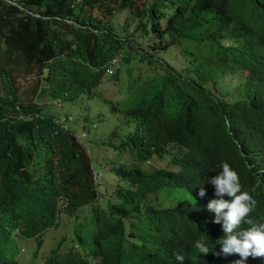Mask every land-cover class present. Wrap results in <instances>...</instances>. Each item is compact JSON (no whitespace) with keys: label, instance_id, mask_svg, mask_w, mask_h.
Masks as SVG:
<instances>
[{"label":"trees","instance_id":"trees-1","mask_svg":"<svg viewBox=\"0 0 264 264\" xmlns=\"http://www.w3.org/2000/svg\"><path fill=\"white\" fill-rule=\"evenodd\" d=\"M256 2L0 0V232L4 231V243L12 234L9 228L20 225L22 234L37 237L52 226L57 206L69 210L59 203L62 198L78 207L96 200L99 180L74 130L80 117L88 122L89 116L85 112L75 116L69 108L61 119L64 125L56 120L62 115L60 107L83 93L91 94L104 74H128L131 81L135 74H145L152 78L139 81L140 91L124 112L134 123L126 141L141 146L148 138L162 137L164 152L177 169L115 166V172L129 184L117 186V200L106 207L96 204L95 210L104 224L119 223L120 246H95L91 253L97 258L95 264H165L159 260L156 243L141 239L132 225L127 230L120 217L139 204L145 187L180 186L205 167L204 162H189L192 145L203 133L187 108L191 90L159 54L175 42L185 49L181 40L186 38L207 49L199 56L219 58L232 71L243 73L241 94L232 101L238 104L233 114L235 140L227 161L243 160L240 173L256 182L264 171V83H259L264 59L247 42V21ZM124 11L128 22L117 26L114 18ZM132 28H139V33ZM20 70L30 71L38 83L36 95L46 94L44 101L22 100L17 87ZM47 101L58 107L47 108ZM109 101L118 108L116 100ZM96 156L101 158L99 153ZM256 189L264 195L262 183ZM257 205L264 211V198ZM156 214L154 208L144 212L146 218ZM1 223H6V230ZM193 224L195 232L175 233V242L184 257L203 260L194 242L211 236L214 226L196 217ZM57 247L51 249L45 264H87L71 248L59 256ZM14 255L7 244L0 245V264H22ZM206 260L217 263L211 254Z\"/></svg>","mask_w":264,"mask_h":264},{"label":"clouds","instance_id":"clouds-1","mask_svg":"<svg viewBox=\"0 0 264 264\" xmlns=\"http://www.w3.org/2000/svg\"><path fill=\"white\" fill-rule=\"evenodd\" d=\"M247 34V42L252 51L264 59V0H257L254 4L251 17L247 21ZM167 40L164 39V41ZM173 44L179 46V52L187 59L184 71L176 69L167 59H162L161 54L160 60L171 65L179 78L185 82L187 89L191 90V94L187 95V108L199 120L203 133L192 145L189 162H204L205 167L180 186L159 188L150 185L145 187L139 195V204L126 209L120 220H123L125 228L129 230L126 225V219H128L130 221L128 226L132 225L141 239H152L157 245L159 260L165 264H207L206 255L208 254L216 258V264H263L264 211L257 205V201L263 200L264 195L259 193L256 185L258 182L264 185V171L257 181L253 182L250 177H245L240 173L243 168V160H238L236 163L227 161L235 140L232 131L233 114L238 102L232 101L237 98L238 94H241L240 81L243 73L239 69L232 71L228 63L219 58L206 59L199 56V52H207L201 43L192 42V45H196L198 50L190 51L188 56H186L188 52L182 46L176 42ZM237 71L241 73V80L233 85L229 84L226 80L227 75ZM110 74L115 77L106 81L105 98L116 101L126 96L133 100L140 91L139 81L152 78L135 75L133 81L130 79L127 82L124 93L113 98L107 87L111 82H118L121 73L110 72ZM259 83H264V75L259 76ZM124 112L125 109L122 110L125 116ZM207 128H211L212 131L207 133ZM76 138L80 141L81 137L76 136ZM122 143H129L136 148L137 160L144 162L142 169L171 168L166 166L147 167V163L153 156L167 155L169 157L164 152L165 140L162 137L148 138L142 142L141 146L126 140H123ZM87 154L89 156L88 151ZM138 155L143 156L144 159H139ZM94 158L97 160L98 156L95 154ZM89 159L93 176H98L100 172L93 169L90 156ZM115 166L118 165H114L111 169L114 170ZM171 169H177V166ZM128 184V181L121 177L117 186H127ZM115 188L112 186L107 193L108 196L105 197L99 196L97 191L96 200L92 202L93 205L87 203L84 207H78L73 201L62 198L59 203L66 205L69 210L67 212L62 210L60 205L56 207L53 225L58 227L59 232L47 255L50 256L51 249L56 246H58L57 254L59 256L71 248L83 259L89 256V260L85 259L87 264H95L97 258L91 253L93 247H119L121 236L119 223L104 224L95 210L96 204L106 207L111 202L113 195L116 198ZM103 199L104 203H102ZM151 208L156 209L157 214L153 218H146L144 212ZM62 214L68 216L70 232L61 231ZM193 217L214 226V233L211 236L202 237L194 242V247L202 254L203 260H196L190 256L184 257L175 242V233L184 230L195 232ZM85 218L88 219V222L79 226ZM74 224L76 225L74 226ZM1 225L6 230V223H1ZM9 230L12 231V234L24 238L33 237L36 245L37 238H40L42 244L43 239L40 234L43 231L35 237L22 234L20 225L9 228ZM2 232H0V245L5 244V236ZM64 240H68L70 244L64 251H61ZM83 245H88V248ZM18 254L25 256L27 261L18 259ZM14 256L22 264H44L43 256L38 255V250L33 252L32 257L19 252ZM49 256L45 260L49 259ZM72 260L74 259L72 258Z\"/></svg>","mask_w":264,"mask_h":264},{"label":"rangeland","instance_id":"rangeland-1","mask_svg":"<svg viewBox=\"0 0 264 264\" xmlns=\"http://www.w3.org/2000/svg\"><path fill=\"white\" fill-rule=\"evenodd\" d=\"M168 13L169 10L165 9ZM126 11L122 12L121 14L117 15L114 18V22L117 26H126L128 20L126 19ZM132 24L134 21L129 19ZM164 19L162 23L164 24ZM134 30L135 34L139 33L140 29H131ZM185 40L183 45L185 46V50L188 52L186 56H188L190 51H197L198 47L192 45L194 42L192 39H182L181 41ZM172 49H167L165 52H159L161 54L162 59H167L169 63L174 65L176 69H180L184 71V67L187 63V59L179 52V46L171 45ZM138 55H134L136 57ZM46 70L43 72L45 73ZM137 75V74H135ZM134 75V76H135ZM133 76V77H134ZM141 76V75H140ZM115 77V75L111 74H104L101 77L100 82L93 88V92L91 94H81L77 99L73 100L71 103H65L67 106L60 107L62 110V115L60 117H56V120L60 123L66 125L67 123L61 120L64 118V111L70 112L69 108H71L73 114L75 116H79L81 113H87L89 116V121L85 122L82 117L79 118V122L75 124L76 128L75 135L81 137V143L86 147L89 156L91 158L93 169L96 172H100L98 177V187L96 188L98 191V195L101 197L108 196V192L110 191L111 187L114 188L118 185V180L121 178L119 175L115 173L113 169H109L107 167L108 164L112 165H125L127 167L133 166H140L144 168V162L137 160V153L136 148L129 143H122L123 140L127 139V135L133 129V120L131 118L125 117L122 113L123 109H126L133 100H131L128 96L124 98L117 99L116 106L117 109L112 107L111 101L105 98V88H106V81L110 78ZM130 75L121 73L120 80L114 83L111 82L109 89L111 91V97H118L122 95L125 91V86L127 82L130 80ZM141 77H147L145 74H142ZM151 77V76H149ZM226 80L229 84L233 85L236 82L241 80V73L231 72L227 75ZM38 85L35 78L30 74V71L26 72V70L18 71V80H17V87L19 96L22 100H28V98L39 99L40 101H44L46 98V94L37 96L38 88L35 87ZM46 103H50L46 105L47 108L58 107L54 101H47ZM56 111V110H54ZM70 127L72 128V124L70 122ZM117 130H114V129ZM101 154V158L96 160L94 158L95 154ZM157 166H166L171 168H176L170 162V159L167 155L164 156H153L149 163H147V167H157ZM116 200L115 196L111 197V202ZM104 203V199L102 200ZM62 221L60 223L61 231L70 232V221L66 214H62L61 217ZM88 219L85 218L82 223H87ZM129 220L126 219L127 228H129ZM76 224H74L75 226ZM59 230L58 227L55 225L46 228L41 234L43 241L40 247L36 245L35 240L33 237H21L17 234H12L7 242L9 248L13 250L15 253L19 252L21 254L27 255L28 257H32L33 252L38 250V255L43 256V261L45 264V258L49 248L55 242V236H57ZM70 242L68 240H64L61 246V251H64ZM85 248H88V245H83ZM21 247L23 248L21 250ZM17 258L20 260L27 261V258L23 255H17ZM86 260H89V256L85 257ZM38 261V260H37ZM36 261V263H37ZM26 264V263H23Z\"/></svg>","mask_w":264,"mask_h":264}]
</instances>
